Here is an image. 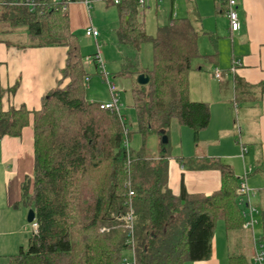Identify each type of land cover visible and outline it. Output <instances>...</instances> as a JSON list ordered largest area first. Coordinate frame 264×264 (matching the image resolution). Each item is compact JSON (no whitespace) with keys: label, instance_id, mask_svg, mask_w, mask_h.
Here are the masks:
<instances>
[{"label":"trees","instance_id":"1","mask_svg":"<svg viewBox=\"0 0 264 264\" xmlns=\"http://www.w3.org/2000/svg\"><path fill=\"white\" fill-rule=\"evenodd\" d=\"M32 1L33 10L26 3L0 0V33L5 31L2 24L8 23L23 29L28 45L67 47V58L58 85L38 109L6 108L0 85V139L21 137L24 128L33 125L34 172L21 183V201L35 210L38 225L27 246L6 264H122L129 251L123 217L130 209L136 264L211 258L218 220L224 221L228 233L244 226L241 179L221 158L179 155L187 169L219 170L221 187L207 195L189 192L184 183L179 194L169 186L172 125L190 127L198 142L211 120L209 103L190 98L192 61L203 56L200 31L191 19L176 17L151 36L139 0H113L119 11V42L136 51L150 40L154 47V67L135 72L145 73L150 81L132 89L137 116L132 131L124 115L86 98L88 71L67 9L70 2L83 0ZM131 66L126 61L121 73L130 74ZM234 81L239 105L253 87L238 75ZM260 89L264 92V81ZM135 131L143 137L137 149L131 145ZM153 132L169 138L158 156L145 148ZM261 214L264 244V210ZM229 264L252 260L230 254Z\"/></svg>","mask_w":264,"mask_h":264},{"label":"crops","instance_id":"2","mask_svg":"<svg viewBox=\"0 0 264 264\" xmlns=\"http://www.w3.org/2000/svg\"><path fill=\"white\" fill-rule=\"evenodd\" d=\"M146 1L156 3L159 0ZM176 1L171 0L169 19L166 24L172 18L179 17L174 8ZM182 2L185 8L184 17L191 19L200 31L199 49L203 56L194 61L195 68L192 61V68L198 70L209 68L210 79L213 82L210 84L212 87L206 89L203 86L200 92L196 91L198 97L192 98L194 101L209 103L211 108L210 124L199 134L198 142L193 144L196 149L193 156L221 158L232 166L239 180L245 170L251 168L247 180L258 191L256 195L262 212L264 210V92H261L260 83L264 81V0H237L241 23L237 31L230 28L225 3L217 0L212 2L182 0ZM81 4L85 3L81 1ZM77 6L72 5L67 8L71 28L72 21L76 19ZM72 12L74 16L71 17ZM96 40L98 41V38ZM66 58L67 47L65 46L15 47L2 41L0 43V85L4 93V106L6 108L26 106L30 110L40 108L43 97L58 85ZM214 67L224 68L226 76L224 77L222 73L221 78H216ZM233 67H235L234 71H232ZM193 69L189 73L190 94L194 92L191 82ZM236 75L253 87L247 94V101L239 105L235 100ZM109 101L110 99H106L100 102ZM236 121L240 124L242 122L240 138L242 141L244 138L247 141L244 144L248 151L244 157L241 155L238 136L235 135ZM190 130L192 129L187 126L176 123L172 125L171 139L175 140V149L178 151L176 156L183 155L181 145L183 133L186 138L188 137L187 144H190L189 136L191 137L192 134L195 140L194 131L192 130L191 133ZM250 153L252 155L249 157L250 165L248 166L246 156ZM173 155L171 154V158L175 157ZM178 162L179 165L173 167L171 164L172 173L169 180V186L176 194L181 190L182 181L189 192H201L207 195L221 187L219 170L187 169L179 160ZM33 172L34 134L31 122L24 128L21 137L6 135L0 139V185L2 186L0 192L4 193L8 204L15 199L12 198L9 188L12 176L16 175L15 182L16 186L18 183V195L21 198V183L26 175H32ZM219 221L223 223L218 222L216 225L212 257L186 264H229L231 235L227 232L224 221Z\"/></svg>","mask_w":264,"mask_h":264},{"label":"rangeland","instance_id":"3","mask_svg":"<svg viewBox=\"0 0 264 264\" xmlns=\"http://www.w3.org/2000/svg\"><path fill=\"white\" fill-rule=\"evenodd\" d=\"M209 1L212 2V0ZM183 4L184 2H182V0H177L174 6L175 11L177 12V16L179 17H184L183 13L185 11V8ZM72 5H78L80 7L79 8L77 6L78 10L75 13L76 19L72 21V30L76 32L79 37L80 49L85 57V66L88 71V75L85 79L86 98L89 101L91 99H94L98 102L106 99L112 100L109 86L104 80L101 70L97 68L94 63H89L86 59L87 57L93 58V55L100 51L106 65V70L111 74V79H113L118 87L119 99L121 104L120 111L125 116L126 121L127 123H129L132 131H134V129H136L137 127V116L134 107L132 89L136 85V83H138V75L135 72L140 68L152 69L154 67L153 42L151 40L145 42L144 44H142L139 51H136L131 47L119 42L116 32L119 26V11L117 4L113 0H91L89 11L87 5L81 4V1L70 2L69 7ZM170 9L171 0H159L156 3L154 1H151V3L149 1H146V4L144 6V19L146 23L147 33L149 35L155 36L158 32L159 27L162 26V24L165 25L168 22ZM72 16H74L73 12L71 13V17ZM1 27L5 31L0 33V38L9 41L12 46H26L29 44L28 36L23 31V29L18 27L13 28L8 23L2 24ZM88 27H93L99 31L100 36L97 37L98 41L95 37L88 36L86 34V30L88 29ZM206 39L209 40L208 38ZM1 42L2 41H0V43ZM203 48L204 47H202V49ZM198 58H195L193 60V68H195L194 61H196ZM128 60L132 62V66L130 68L131 73L124 75L123 73H121V71L125 65V62ZM216 68L217 67H214V70ZM220 69L222 70V73L225 77V69L221 67ZM210 73L211 70L209 68H204L201 70L193 69L191 71V82L194 89V92H191L190 94L191 99L198 97L196 91L200 92L203 86H205L206 89L212 87L210 85L213 83L210 79ZM241 125L243 126L242 122L240 124L237 121L234 124V126H236L234 130L236 137L238 136V143L241 137V133H239L238 129ZM190 131L191 133L193 132L192 130ZM202 132L203 131H201L200 133ZM182 136H184L181 143L183 155L193 156L196 153V149L193 146V144L195 145V140H193L194 135L192 134L191 137L189 136L190 144H187L188 137L186 138L185 133H183ZM243 142L247 143V141H245V138ZM131 145L136 149L140 148L143 145V137L139 134V132H134L131 140ZM175 147V140L173 141L171 139L170 144H168L169 154H174L173 156L175 157L171 158L170 174L172 173L171 164L172 167L174 165H179L176 156L178 151L177 149H175ZM145 148L151 155L158 156L163 150L162 137H160L158 133L153 132L146 139ZM251 155L252 153L246 156V163L248 166L250 165V162L248 160ZM15 179L16 175H13L9 184L11 196L12 198H15L12 203L8 204L4 193L0 192V264H6L7 262H9L10 258L18 255L20 252V248L22 246H27L28 240L34 231L33 223L28 221V213L31 207L28 204L22 202L21 198H19L18 183L16 186ZM183 183L184 182L182 181V185ZM248 185L255 192V195L252 197L251 202L253 207L258 210V213L256 214V219L258 222L255 224L253 230L240 228L230 232V251L231 254H244L248 259L252 260L255 255L254 252H256V250L254 251V239L256 240V242L261 241L262 212L260 207L261 205H259L258 203V196L256 195V193L258 194V191L255 190L254 187H252L249 183ZM0 188H2L1 185ZM240 206L242 207V210L249 211V208H247L245 204L244 206ZM218 222L220 221L218 220L217 223ZM220 223L223 222L221 221ZM125 257L132 261L133 256L130 251H126Z\"/></svg>","mask_w":264,"mask_h":264},{"label":"built area","instance_id":"4","mask_svg":"<svg viewBox=\"0 0 264 264\" xmlns=\"http://www.w3.org/2000/svg\"><path fill=\"white\" fill-rule=\"evenodd\" d=\"M118 2L119 0H115ZM225 3L227 5V16L230 23V28L233 31H237L240 29L241 23L239 19V13L237 10V0H217ZM83 2L87 5L89 8L91 0H83ZM15 4H22L26 3L31 10L34 9L35 3L32 0H14ZM139 4L141 6H145L146 0H139ZM86 34L88 36H93L97 39L99 35V31L93 27H88L86 30ZM89 63H94L97 68L101 70V73L103 74L104 80L107 82L109 86L110 93L112 95V100L109 102H102L101 108L103 109H110L112 111H115L118 115L122 116L123 114L120 111V99H119V91L116 83L111 79V74L106 70V65L104 63V60L102 58L101 52H97L93 55V58H86ZM235 70V67L232 68V71ZM214 76L216 78H221L222 71L218 68L214 70ZM239 133H241V127H239ZM239 143L241 145V155L242 157L245 156L248 149L247 146L244 144V142L239 140ZM127 144V143H126ZM251 171V168L249 170H245L244 175L242 176L238 192L240 194V204L244 206L246 205L247 208H249V211L243 210L242 214L245 218L244 227L254 229L255 224L257 223L256 214L258 213V210L253 207L252 205V197L255 195L254 190H252L248 185V175ZM133 190H129V195H133ZM125 222V229L127 231V246L129 247V251L132 254L133 258L132 261L124 257L122 264H136V253H135V231H134V212L132 209H130L123 217ZM34 225V230L37 229V223L36 220L32 222ZM255 241V248L256 252L253 258V264H264V244L261 241Z\"/></svg>","mask_w":264,"mask_h":264},{"label":"water","instance_id":"5","mask_svg":"<svg viewBox=\"0 0 264 264\" xmlns=\"http://www.w3.org/2000/svg\"><path fill=\"white\" fill-rule=\"evenodd\" d=\"M150 81V77L148 75H146L145 73H140L138 74L137 77V82L141 85L147 84ZM169 138L167 135H163L162 137V142L163 143H168ZM164 151H166V148H164ZM36 220V212L34 209H30L29 213H28V221L29 222H34Z\"/></svg>","mask_w":264,"mask_h":264}]
</instances>
